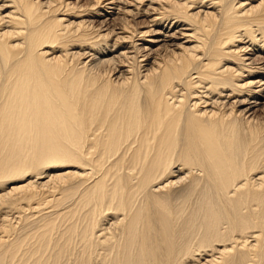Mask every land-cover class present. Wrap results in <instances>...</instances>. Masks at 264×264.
Wrapping results in <instances>:
<instances>
[{
    "label": "bare ground",
    "instance_id": "6f19581e",
    "mask_svg": "<svg viewBox=\"0 0 264 264\" xmlns=\"http://www.w3.org/2000/svg\"><path fill=\"white\" fill-rule=\"evenodd\" d=\"M0 264H264V0H0Z\"/></svg>",
    "mask_w": 264,
    "mask_h": 264
}]
</instances>
